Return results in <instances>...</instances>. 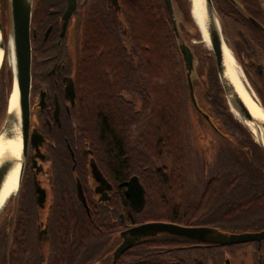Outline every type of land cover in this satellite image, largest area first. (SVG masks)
<instances>
[{"label":"trees","instance_id":"obj_1","mask_svg":"<svg viewBox=\"0 0 264 264\" xmlns=\"http://www.w3.org/2000/svg\"><path fill=\"white\" fill-rule=\"evenodd\" d=\"M60 1L34 0L38 39L46 23L38 25L36 18ZM175 1L189 20L187 33L199 38L188 1ZM237 1L247 14L264 18L260 0ZM116 2L80 0L74 17L69 70L76 134H87V157L115 181L138 177L145 191L140 214L148 220L198 223L227 232L263 229L264 151L230 111L215 66L208 65L203 75L206 105L199 101L194 81L198 109L163 0ZM216 5L233 33L238 32L235 13L247 18L225 0H215ZM257 39L264 48V40ZM5 81L7 97L10 69ZM255 86L260 92L259 83ZM19 221L7 264H22Z\"/></svg>","mask_w":264,"mask_h":264},{"label":"flooded vegetation","instance_id":"obj_2","mask_svg":"<svg viewBox=\"0 0 264 264\" xmlns=\"http://www.w3.org/2000/svg\"><path fill=\"white\" fill-rule=\"evenodd\" d=\"M67 3L68 0H61L58 6L44 10L36 18L38 25L46 23L39 39L31 16L26 157L19 190L12 197L16 209L9 220L11 230L7 231L12 241L16 216L20 212L22 264H264V239L260 243L254 240L219 245L159 232L140 238L119 251L124 241L123 232L143 223L165 222L186 227L204 225L148 220L140 214L143 208L135 210L126 196L125 183L131 176L115 181L97 163L105 181H99L92 174L91 157H87L91 152L87 134H76L75 99L71 103L64 94L65 84L72 80L69 69L74 55L70 52L74 17L80 0H76L62 32ZM251 12V16L264 25V18ZM234 17L240 23L237 33L245 30L244 37L252 39L248 40L250 43L245 41L240 49L244 69L251 78L262 79L264 48L257 37L264 40V32L239 14L235 13ZM8 25L9 3L0 0V34L5 48ZM35 39L37 42L33 43ZM6 70L5 59L1 58L0 101L5 89ZM203 114L209 118L208 114ZM250 244L252 249L247 248ZM77 253H82L78 260Z\"/></svg>","mask_w":264,"mask_h":264},{"label":"water","instance_id":"obj_3","mask_svg":"<svg viewBox=\"0 0 264 264\" xmlns=\"http://www.w3.org/2000/svg\"><path fill=\"white\" fill-rule=\"evenodd\" d=\"M111 1L113 4L117 6L116 0H111ZM225 1L231 3L256 28L264 32V25L253 16L247 14L237 0H225ZM163 2L183 62L191 101L194 104V106L199 109L194 92V83H193L194 82L193 72L195 69V54L192 45L185 39V36L183 35L180 29V24L184 23L188 25V23L187 22L185 23V20H182L183 19L182 14L175 0H163ZM8 3H9V27L11 33V38L9 41H10L11 53L13 56L12 70H11L12 88L14 85H16L18 89L19 115L17 117L16 115L8 111L7 108V115L4 124L0 130V135L3 134L5 137L12 136L10 131L11 125L13 122L15 123L18 122L20 138H21V153H20L21 161L19 167L18 186L14 193L17 194L20 187L23 168L25 164L27 136L29 130V115H30L29 98H30V87H31V58H32L30 25H31L33 0H8ZM203 3L207 11V15L212 16L214 14L218 19L213 1L203 0ZM75 5H76V0H68L66 10L63 14L64 23H63L62 32H64L65 30L67 20L71 15L72 11L74 10ZM190 13H191V8H190ZM220 33H221V29H220ZM191 34L193 35V33ZM209 35L211 42V50L215 57V68H216L217 76L220 81L221 87L223 89L226 102L230 108V111L248 129V131H250V133L253 134L250 128L245 124V122H253V123L255 122V124H260V123L253 117V115L246 107V105L243 103V101L239 98V96L237 94H233L232 88L225 86V84L223 83L221 77V75L224 72L221 39L215 29H210ZM4 47L5 45L1 40L0 49L2 50ZM64 94L67 100H69L71 103H74L75 88H74L73 78L72 80H68V82L65 84ZM229 95H231L230 99H229ZM57 109H58V105L56 104L55 116L58 115ZM233 110H235L237 114ZM261 125L264 128V123H262ZM254 140L259 144V146L264 151V140L261 139L262 143L257 138L256 139L254 138ZM12 163L13 161L10 159H5L0 162V187L5 177V174L11 167ZM90 165L92 169V174L99 181H103V180L105 181V178L102 176L93 158H91ZM125 184L127 185V190H126L127 198L129 199L131 205L135 208V210L140 211L143 208L145 201L144 188L142 184L140 183L138 177L135 175L131 176ZM79 191L81 192V189H79ZM80 197L84 200L82 192L80 193ZM159 232L169 233L181 237H189L219 245L246 243L254 240H257L260 243L261 240L264 239V228L258 231L227 232L212 226L186 227L174 223L147 222L131 227L123 232L122 236L124 237V241L120 245L119 251L126 249L134 241L139 240L140 238L146 236H152Z\"/></svg>","mask_w":264,"mask_h":264},{"label":"bare ground","instance_id":"obj_4","mask_svg":"<svg viewBox=\"0 0 264 264\" xmlns=\"http://www.w3.org/2000/svg\"><path fill=\"white\" fill-rule=\"evenodd\" d=\"M190 6L192 17L201 31V40L206 47L211 48L209 35L210 29H215L217 31L221 39L222 47V59L224 68V72L221 75L222 81L225 86L232 88L233 94H237L239 96V98L249 109L253 117L260 123L255 124V122H245V124L252 131L255 138H257L262 143L261 139L264 140V128L261 124L264 123V110L258 103L257 99H255V94L251 89L249 83L245 79V76L236 59L234 58L232 51L225 44L224 39L222 38L220 33V25L218 19L214 14L212 16L207 15L203 0H190ZM1 58L2 50L0 49V61ZM230 98L231 95H229V99ZM8 111L16 115L17 117L19 115L18 89L16 85L13 86L8 98ZM233 111L236 113L235 110ZM10 131L12 134V136L10 137H5L3 134L0 135V162L5 159H10L13 161L11 167L5 174V177L1 183L0 210L6 203L10 195L12 193H15L18 186L19 167L21 161V138L18 122L12 123Z\"/></svg>","mask_w":264,"mask_h":264},{"label":"rangeland","instance_id":"obj_5","mask_svg":"<svg viewBox=\"0 0 264 264\" xmlns=\"http://www.w3.org/2000/svg\"><path fill=\"white\" fill-rule=\"evenodd\" d=\"M181 1L183 2V0H181ZM187 1L189 3V13H190V0H187ZM212 1H213L215 10L217 12V16H218L219 23H220L221 34H222V37L224 39V42L228 46V48L232 51V54H233L234 58L236 59L239 67L241 68V70L245 76V79L247 80V82L249 83L251 89L253 90V92L255 94V99H257L258 103L261 105V107L264 110V78L261 79V78L255 77V76H254L255 78H251L246 73V71L244 69V64H243L244 59L241 56V52H240L241 47H243V45H245V41L250 43V41H248L250 38L246 39L244 37L245 35H243V34L246 33L245 30H243V32H242L243 34L241 32L239 34V33H237V31L233 33V28L229 24L226 16L223 15V13L221 14V11H223V10H221L222 8H220V5L215 6V1L214 0H212ZM261 1H262L261 4L264 8V0H261ZM33 3H34V0H33ZM181 14L183 17L182 20H185V23H186V21L188 23L189 20L186 18L184 11H182ZM190 16H191V13H190ZM191 19L198 29V26L195 23L192 16H191ZM188 25H189V23H188ZM188 25H186L184 23L180 24V29H183L182 33L185 35L186 40L193 47L194 54H195V69L193 72V77H194V81L196 79L198 80V84H196L197 85L196 91H197V94L199 96V101L201 102V104L206 105L207 102L204 100L203 96H201V93H204V91L206 90V83H205L206 79H205V76H203V75H204L205 70H206L208 65L209 66L210 65L215 66V57H214V54H213L211 48L206 47L204 45V43L202 42V40H201L202 36H201L200 30L198 29L199 38H195L194 35H192V34L190 35L187 33L188 31L191 30V29H188ZM6 32H7L6 48L4 47L2 49V58L5 59L7 70L8 69L12 70L11 47H10V41H9L11 38V33H10L9 25H8ZM69 34H71V32ZM68 38L71 39V37H68ZM1 40H2V38H1V34H0V41ZM250 40L252 41V39H250ZM73 49L74 48H73V44H72L71 52H70L71 55H74ZM262 61H264V56L262 57ZM255 81L257 83H259V85L262 88L260 92L258 91L257 87L255 86V84H256ZM193 83H195V82H193ZM219 83H220V81H219ZM3 87H4V85H3ZM11 90H12V86H11L10 92L8 93L7 97L3 95V98L0 101V130L4 124V121H5V118L7 115L8 98H9V95L11 93ZM223 96L225 97L224 92H223ZM234 117L237 119V117L235 115H234ZM252 135L253 134H251V136ZM252 137H253V139L255 138L254 135ZM13 195H14V193H12L10 195L9 201H7L0 210V264H7L8 260H9V247H10L11 240H10V237H8L7 231L9 232V230H11V229H9L10 228L9 220H10V217L11 216L13 217V215L15 214V209H16V202H12ZM17 215L18 216H16V221L20 220V217H21L20 212ZM252 247H253L252 244L247 245L248 249H252Z\"/></svg>","mask_w":264,"mask_h":264}]
</instances>
